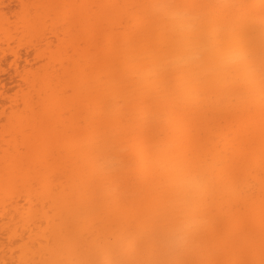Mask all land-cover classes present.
Masks as SVG:
<instances>
[{
  "label": "bare ground",
  "instance_id": "1",
  "mask_svg": "<svg viewBox=\"0 0 264 264\" xmlns=\"http://www.w3.org/2000/svg\"><path fill=\"white\" fill-rule=\"evenodd\" d=\"M17 2L19 29L8 27L10 21L0 13V37L7 45L1 53L11 55V67L25 90L20 88L17 96L13 88L12 98L9 88L0 89V120L7 117L11 132L17 127L22 137L18 141V133L10 132L15 140L6 141L9 147L0 156V199L10 191L18 197L27 194L25 201L39 203L41 209L22 204L27 208L22 212L32 218L25 216L21 223H14L11 214L5 229L21 240L28 236L18 244L14 263L259 264L264 251V96L258 78L254 85L236 84L215 71L210 58L201 71L140 80L138 71L171 43L149 7L158 0ZM170 2L192 6L204 16L205 28L230 29L223 33L228 41L247 46L249 9L233 6L259 5L261 0ZM53 41L60 44L57 52H73L56 56ZM12 42L18 45L12 47ZM254 47L258 53V39ZM99 127L113 129L125 148L124 166L113 175H100L84 147L85 134ZM40 152L50 159L41 161L43 171L41 164L36 171V162L31 172L26 161L35 154L38 160ZM161 162L211 164L220 178L219 190L203 205L207 223L195 253L170 255L155 247L163 198ZM61 170L68 181H60L57 193L50 181ZM34 180L42 186L36 203ZM6 202L2 200L3 214ZM38 225L40 234L35 233Z\"/></svg>",
  "mask_w": 264,
  "mask_h": 264
},
{
  "label": "clouds",
  "instance_id": "2",
  "mask_svg": "<svg viewBox=\"0 0 264 264\" xmlns=\"http://www.w3.org/2000/svg\"><path fill=\"white\" fill-rule=\"evenodd\" d=\"M149 7L165 26L171 43L156 60L138 71L140 80L152 82L185 70L201 71L211 58L215 71L227 75L236 84L254 85L258 78L264 96V11L249 5L233 6L249 9V44L234 46L223 34L230 29L205 28L204 16L192 6L158 0ZM257 39L258 53L254 47ZM84 147L93 154L100 175L116 174L124 166L125 148L113 129L99 127L86 133ZM160 168L163 198L155 247L170 255L195 253L201 247L207 223L203 205L219 190L220 178L211 164L161 162ZM84 264L119 262L96 260Z\"/></svg>",
  "mask_w": 264,
  "mask_h": 264
},
{
  "label": "rangeland",
  "instance_id": "3",
  "mask_svg": "<svg viewBox=\"0 0 264 264\" xmlns=\"http://www.w3.org/2000/svg\"><path fill=\"white\" fill-rule=\"evenodd\" d=\"M0 13H5L6 14V17H7V19L10 21L9 23H10V26H8V27H10V28H13L14 29V31H15V29H19V27L21 26L20 24H18V23H20L19 22V19L21 18V16H22V12H21V10H20V8L18 7V2H17V0H0ZM61 19V18H60ZM59 19V20H60ZM63 19V18H62ZM61 19V21H62V23H63V20ZM51 21V20H50ZM65 21L66 20H64V23H65ZM11 23H12V25L14 26H12L11 25ZM15 24H17L18 26H16ZM66 24V23H65ZM20 25V26H19ZM12 26V27H11ZM48 26H49V23H48ZM66 26H67V24H66ZM13 29H10V30H13ZM0 48H1V50L2 51H0V56H3V57H0V60H1V65H0V70H2V72H5V73H2V72H0V83L1 82H4V87H1V84H0V89L2 88L3 90L2 91H5L4 90V88H6V89H10L11 91H8V92H11V93H13V94H11V93H7V91H6V93L8 94V96L10 95L12 98H14L16 95H15V93L17 92V96H20L21 94H22V92H21V89L23 88L24 90H25V88L24 87H22L21 85H19L20 83L18 82V81H20L21 82V80H20V78H18V76L14 73V70H13V68L11 67V61L13 60V59H11V55L10 54H6V55H3L1 52H7V45L5 44V42H4V40L0 37ZM7 40V39H6ZM25 41V44H26V40H23V42ZM2 42H3V44H2ZM48 42H46V41H44V43H43V46H42V48L44 49L45 48V46H46V44H47ZM1 44L3 45V46H1ZM15 45V42H12L11 43V45ZM24 44V43H23ZM25 44H24V46H22V47H20V50H21V53L23 54V56L25 55ZM12 46V47H16L17 45H18V43H16V45L15 46ZM60 44L57 42V41H53V43L51 44V50H52V52H55L56 53V56H59V55H62V54H64V55H66L67 56V54L68 55H70V53H72V52H69L70 50H69V48L67 49V51H65V52H60V53H62V54H60L59 52H57L58 50H59V48H60V46H59ZM6 46V47H5ZM4 48H6V49H4ZM22 48V49H21ZM71 49V48H70ZM10 55V56H9ZM9 56V59H7L6 60V58ZM35 55H33L32 54V56L31 57H29V60L31 61V62H33V60L34 59H36V56L34 57ZM63 56V55H62ZM65 56V57H66ZM32 57H33V59H32ZM5 58V59H4ZM3 59V60H2ZM32 59V60H31ZM6 60V61H5ZM15 60V59H14ZM23 60H24V57H23ZM4 64H3V63ZM35 62V61H34ZM34 62L33 63H31V64H33L34 65ZM44 63V62H43ZM21 64L22 65H26L27 66V64L24 62V61H21ZM2 65H4V66H2ZM6 65V66H5ZM36 67H38V66H36ZM11 68V69H10ZM8 74V75H7ZM11 74V75H10ZM7 76H9V77H7ZM12 76V77H11ZM7 77V79L6 80H4L5 78ZM11 77V78H10ZM10 78V79H9ZM9 79V80H8ZM8 80V81H7ZM6 81H7V83H6ZM10 82V83H9ZM14 85V87H13V85ZM14 88V92L12 91V89ZM21 88V89H20ZM14 95V96H13ZM9 96V97H10ZM1 102H2V99L0 100ZM6 102L8 101V100H5ZM9 105V104H8ZM5 116H8V112H7V114L5 115ZM5 124V125H4ZM12 124H14V123H12ZM3 126H6V128H9V127H11L12 125H11V122H9V120H8V118L7 117H4V115H3V117H1V120H0V129L2 130V132H1V130H0V156H2L3 155V152L4 151H6L7 149H8V141H10L11 139H10V137H11V135L13 134H16L15 132H17L18 131V128L17 127H14L15 129H14V133L13 132H11L12 131V129L11 128H9V129H11V130H8V129H6L7 131H5V127H3ZM8 126V127H7ZM16 126V125H15ZM16 128H17V131H16ZM30 133H31V135H32V132L30 131V130H28ZM28 131L27 132H25L26 133V135L27 136H30V135H28L27 133H28ZM6 132H8V133H6ZM12 133L11 135L9 134V133ZM18 132H20V131H18ZM17 132V133H18ZM3 134V136L5 135L6 137H4L3 138V136H1L2 134ZM5 133V134H4ZM8 134V135H7ZM20 133H18V135H19ZM13 135H12V137H13ZM17 134H16V136L17 137H19V139H18V141H21V135H19L18 136ZM25 135V136H26ZM15 136V137H16ZM231 136H234L233 134L231 135ZM229 137V139H231L232 137ZM11 137V138H12ZM15 137H13V138H15ZM76 137H77V135H76ZM235 137V136H234ZM12 138V140H15V139H13ZM53 140H55V138H54V136H53V139H52V141ZM7 141V142H6ZM23 151H25L24 149H22ZM44 151H48V150H44ZM44 151H43V153H44ZM27 152V151H26ZM41 152H40V156H39V159L38 160H36L37 159V155L35 154V155H33V157L32 158H29V160H31L32 161V163H31V161L29 162V160L28 161H26V164H28V167H29V170L31 169V167L32 168H34V170L36 169L35 167L38 165V164H41L40 166H41V168L39 167V165H38V169H36V171L37 170H39V168H40V171L42 170H44L43 169V167L45 166V163H46V161L48 160V156H46L45 154H42V156H41ZM43 155H45V156H43ZM47 158V160L46 161H44L45 159ZM41 159V160H40ZM44 159V160H43ZM50 159V158H49ZM44 161L45 163H43L44 164V166H42L43 164H42V162ZM36 162H38L37 163V165H36ZM41 162V163H40ZM48 162V161H47ZM31 166V167H30ZM27 167V165H25V168ZM28 170V171H29ZM33 169H31L30 171L31 172H33L32 171ZM62 172H58L57 174H54V173H52L53 175L51 176V183H52V185H53V189L55 190V192H60L61 190V187L68 181L67 180V177H68V175H66V173H65V171L64 170H61ZM26 173H27V171H26ZM57 177L59 178V179H57ZM54 179H56L55 181L57 182H55L54 181ZM66 179V180H65ZM60 181L62 182L63 181V185H60ZM56 183V184H55ZM62 184V183H61ZM33 185H34V187H32V192H33V195L35 194V197L33 198V201L36 203L37 202V199H35L36 198V194L40 191V193H42L41 191H42V186H40L39 184H38V182L37 181H35L34 180V182H33ZM39 185V186H38ZM57 192V193H58ZM17 194V195H16ZM16 194H15V192H11L10 191V193H9V195H1V196H3V199L4 200H7V202H9V203H7L6 202V204H8V209H7V211L9 212H5L4 214H3V211L5 210L4 209V204L2 203V200L0 201V213L1 214H3V215H1L0 216V264H4V259H5V264H16V262L14 263V261H17V253H16V250L18 251V253H20V250L18 249V244H22L23 243V241L24 242H26L27 240H28V236L27 235H25L24 236V238L22 237V240L16 235V233L15 234H13L12 232H11V230L8 228V229H5V227L8 225V223L9 222H11V214H15L14 216H15V218H14V223H21V221L25 218V216H26V220L28 221V219L30 220L32 217H29L30 215L29 214H27V213H25V211H26V207L27 206H34V205H32V202H31V204H30V201L28 200V201H25L26 199H27V194H24V196L23 197H18V193L16 192ZM39 194V193H38ZM17 197H16V196ZM6 196V197H5ZM7 196H10V197H7ZM14 196V197H13ZM15 198V199H14ZM16 200H17V202H16ZM12 201V202H11ZM19 201V202H18ZM22 202V203H21ZM35 203H33V204H35ZM2 204H3V206H2ZM24 206H26V207H24ZM26 204V205H25ZM37 204H38V206H37ZM37 204H35V206L33 207V208H37V209H41V206L39 205V203H37ZM23 207L22 209H21V211L20 212H16L15 211V208L18 206V207ZM33 208H31L32 209V212L34 213L35 211H33ZM49 208V207H48ZM37 209H36V211H37ZM52 208H50L49 210L50 211H52L51 210ZM22 210H25V211H23L22 212ZM48 210V211H49ZM14 211V212H13ZM39 211V210H38ZM50 211L48 212L49 214H50ZM8 213V214H7ZM23 215H22V214ZM5 214L8 216V217H6L5 216ZM52 214V213H51ZM10 215V216H9ZM17 215V216H16ZM28 215V216H27ZM34 215H35V213H34ZM21 220V221H20ZM18 221V222H17ZM41 221H42V219H41ZM43 222V221H42ZM41 223V222H40ZM39 223V224H40ZM43 223H41V225H42ZM3 226H4V228H3ZM41 226H39L38 225V227H37V229H36V231H35V233L37 232V234H38V232H39V234L40 233H42L43 232V230H41ZM43 229V228H42ZM6 230L10 233H8L7 232V234L5 233L6 232ZM5 231V232H4ZM42 231V232H41ZM24 233H26V231L24 230L23 231ZM12 233V234H11ZM24 233H22V234H24ZM8 235H11V236H8ZM15 235V236H14ZM16 237V238H15ZM11 239V240H10ZM20 239V240H19ZM16 240V241H15ZM14 243V244H13ZM15 245V246H14ZM15 248V249H14ZM17 248V249H16ZM19 248H20V245H19ZM11 249H12V251H11ZM10 253V254H9ZM13 255H16V256H13ZM15 257V258H14ZM2 260H3V263H2Z\"/></svg>",
  "mask_w": 264,
  "mask_h": 264
},
{
  "label": "snow or ice",
  "instance_id": "4",
  "mask_svg": "<svg viewBox=\"0 0 264 264\" xmlns=\"http://www.w3.org/2000/svg\"><path fill=\"white\" fill-rule=\"evenodd\" d=\"M250 7H258L260 8L262 11H264V0H261V3L259 5H249ZM249 264H256V262H249ZM259 264H264V251H262V256L261 259L259 261Z\"/></svg>",
  "mask_w": 264,
  "mask_h": 264
}]
</instances>
